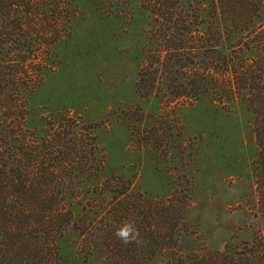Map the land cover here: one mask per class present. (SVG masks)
<instances>
[{
	"label": "rangeland",
	"instance_id": "obj_1",
	"mask_svg": "<svg viewBox=\"0 0 264 264\" xmlns=\"http://www.w3.org/2000/svg\"><path fill=\"white\" fill-rule=\"evenodd\" d=\"M141 2L60 0L57 28L64 35L45 55L42 79L27 95L28 129L69 118L90 126L95 136L99 171L69 186L79 195L66 201L73 219L55 239L54 264H114L117 251L104 245L114 216L116 229L131 210L130 222L147 224L155 203L176 192L190 199L178 242L145 264H166L175 255L231 254L262 228L255 218L258 148L245 99L226 100L219 89L196 101L175 99L184 79L166 63L159 66L154 93L143 98L137 92L139 77L150 80L157 69L163 31ZM235 42L231 34L222 36L230 57ZM127 184L130 197L114 200Z\"/></svg>",
	"mask_w": 264,
	"mask_h": 264
},
{
	"label": "trees",
	"instance_id": "obj_2",
	"mask_svg": "<svg viewBox=\"0 0 264 264\" xmlns=\"http://www.w3.org/2000/svg\"><path fill=\"white\" fill-rule=\"evenodd\" d=\"M59 1L0 0V264H54L55 239L73 219L66 201L79 195L69 186L79 176L89 178L99 171L90 126L59 118L42 130L26 127L27 95L42 79L45 55L64 35L57 28ZM141 6L163 31L154 55L157 69L150 80L139 77V95L151 96L159 66L170 64L176 68L173 74L184 79L176 85L175 99L196 101L215 89L229 101L243 97L254 119L258 148L253 163L255 218L262 223L258 234L231 254L175 255L166 264H264V0H142ZM224 34L236 37L231 57L220 44ZM128 191L129 184L113 199L130 197ZM189 201L182 192L157 201L155 215L146 218L150 222L136 224L143 237L139 245H124L116 238L114 216L104 244L117 251L112 263L145 264L172 251ZM131 217L132 210L123 219L130 222Z\"/></svg>",
	"mask_w": 264,
	"mask_h": 264
},
{
	"label": "clouds",
	"instance_id": "obj_3",
	"mask_svg": "<svg viewBox=\"0 0 264 264\" xmlns=\"http://www.w3.org/2000/svg\"><path fill=\"white\" fill-rule=\"evenodd\" d=\"M114 235L124 245L136 244L139 245L142 241L141 233L138 227L132 222L124 221L115 230Z\"/></svg>",
	"mask_w": 264,
	"mask_h": 264
}]
</instances>
